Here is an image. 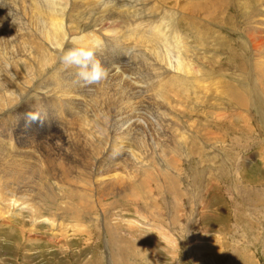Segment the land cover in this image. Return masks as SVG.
Returning <instances> with one entry per match:
<instances>
[{
  "label": "bare ground",
  "instance_id": "6f19581e",
  "mask_svg": "<svg viewBox=\"0 0 264 264\" xmlns=\"http://www.w3.org/2000/svg\"><path fill=\"white\" fill-rule=\"evenodd\" d=\"M214 5L218 14L223 9L226 16L229 9L235 8L232 0H214ZM1 9V225L9 226L16 219L22 225L18 228L22 235H33L35 225L47 223L52 232L47 236L60 244L71 227L61 224L60 219L89 217L92 209L87 206L100 204L92 200L94 194L104 201L124 197L126 204L142 211L147 204L159 203L152 202V191L175 193L172 177L163 176L157 182L149 173L152 156L171 149L173 156L181 158L178 153L181 149L185 152L183 141L188 140L177 132L185 122L179 124L173 119L174 108L167 103L170 95H192L185 85L188 79L177 74L168 79V64L159 55L173 35L172 25L160 21L163 12L169 10L156 0H0ZM198 11V0H194L191 12ZM240 15L246 17V13ZM97 31L104 33L100 37ZM122 40L124 44L117 45ZM215 44L223 47L220 36ZM72 48L93 51L95 60L106 69L105 77L86 85L77 75L78 70L61 60ZM240 94L237 96L242 97ZM136 97L146 99L140 104ZM55 115L62 121H47L48 116ZM142 117L146 125L140 123ZM51 132H56L64 148L33 150L26 159L29 153L25 145L33 140L29 133L49 146L53 142ZM11 137L17 146L23 144L13 153L6 151ZM71 146L74 150L70 155ZM64 157L81 161L68 165ZM37 177L51 181L53 187L42 188V180ZM44 192L47 194L43 196ZM161 193H154L155 198ZM66 194L76 204L61 205L59 199L69 200ZM10 196L13 199L7 201ZM19 198L27 201L19 203ZM95 207L94 221L98 222ZM103 207L100 204L103 214L99 215L105 220ZM25 216L31 229H25ZM156 227L162 237L168 238L171 226L166 227L167 233L163 226Z\"/></svg>",
  "mask_w": 264,
  "mask_h": 264
},
{
  "label": "rangeland",
  "instance_id": "374dc122",
  "mask_svg": "<svg viewBox=\"0 0 264 264\" xmlns=\"http://www.w3.org/2000/svg\"><path fill=\"white\" fill-rule=\"evenodd\" d=\"M156 1L169 10L162 11L160 21L171 24L173 31L159 50L168 64L167 78L186 77L192 93L183 98L170 95L167 101L174 108L173 119L185 122L182 130L177 128L188 137L183 141L185 152L181 149L177 158L171 149L159 151L149 161L150 177L157 182L172 177L176 194L159 190V199L152 191V202L159 203L147 204L142 211L126 204L124 197L104 201L94 194L92 200L104 206L105 220L95 203L87 206L92 209L89 217L60 219L71 226L60 244L47 236L52 233L47 223L35 225L33 237L20 233L22 225L16 219L9 226L0 222V264H264V1L232 0L235 10L229 9L227 16L223 9L217 13L214 0H198L197 14L191 12L194 0ZM97 32L100 37L104 33ZM217 36L222 48L215 44ZM136 98L140 104L146 99ZM143 118L140 123L146 125ZM47 121L58 123L62 118L48 116ZM50 135L53 142L46 146L29 133L33 140L25 145L26 159L33 150L64 148L56 132ZM8 141L9 153L23 147L13 137ZM73 150L71 146L70 155ZM64 158L68 165L81 161ZM37 178L42 188L53 187L46 178ZM68 197L58 202L76 204ZM23 199L19 203L27 201ZM23 220L25 229H31L29 218ZM162 226L166 233L171 226L168 238L155 229Z\"/></svg>",
  "mask_w": 264,
  "mask_h": 264
},
{
  "label": "clouds",
  "instance_id": "9594fccd",
  "mask_svg": "<svg viewBox=\"0 0 264 264\" xmlns=\"http://www.w3.org/2000/svg\"><path fill=\"white\" fill-rule=\"evenodd\" d=\"M61 60L68 67L74 66L78 70L77 75L86 85L98 83L106 75V69L95 60L93 51L84 48L68 49Z\"/></svg>",
  "mask_w": 264,
  "mask_h": 264
}]
</instances>
